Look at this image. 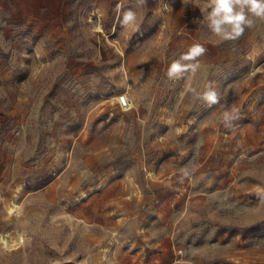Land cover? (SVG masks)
Masks as SVG:
<instances>
[{
    "label": "rangeland",
    "instance_id": "obj_1",
    "mask_svg": "<svg viewBox=\"0 0 264 264\" xmlns=\"http://www.w3.org/2000/svg\"><path fill=\"white\" fill-rule=\"evenodd\" d=\"M207 4L0 0V264H264V19Z\"/></svg>",
    "mask_w": 264,
    "mask_h": 264
},
{
    "label": "clouds",
    "instance_id": "obj_2",
    "mask_svg": "<svg viewBox=\"0 0 264 264\" xmlns=\"http://www.w3.org/2000/svg\"><path fill=\"white\" fill-rule=\"evenodd\" d=\"M207 8V13H202L203 19L201 22H206L209 31L223 41L239 38L246 27L252 26L253 20L250 18L249 13L252 17L264 19V0H208ZM135 20V12L128 10L124 13L122 23L128 26L134 24ZM206 51L207 49L201 44L192 45L180 59L170 64L167 70L169 79H180L184 73L190 70L195 71L199 67L197 58L203 56ZM259 71L261 69L256 70V72ZM191 91L193 94L200 96L196 89ZM200 98L206 102L209 108L221 103V96L215 91L211 83L208 85V90ZM235 111V109L227 110L226 108L222 113V120L226 125L234 119Z\"/></svg>",
    "mask_w": 264,
    "mask_h": 264
},
{
    "label": "built area",
    "instance_id": "obj_3",
    "mask_svg": "<svg viewBox=\"0 0 264 264\" xmlns=\"http://www.w3.org/2000/svg\"><path fill=\"white\" fill-rule=\"evenodd\" d=\"M117 106L122 110L130 109L131 99L129 95L122 94L116 98Z\"/></svg>",
    "mask_w": 264,
    "mask_h": 264
},
{
    "label": "bare ground",
    "instance_id": "obj_4",
    "mask_svg": "<svg viewBox=\"0 0 264 264\" xmlns=\"http://www.w3.org/2000/svg\"><path fill=\"white\" fill-rule=\"evenodd\" d=\"M131 104H132V101H131ZM131 104H130V107H131ZM17 209H18V206L15 203H12L8 206L7 211L9 214H13L16 212ZM1 241L6 244V241L4 240V238H2ZM20 241L23 242V239L20 238Z\"/></svg>",
    "mask_w": 264,
    "mask_h": 264
}]
</instances>
